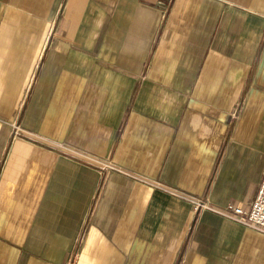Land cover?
Returning <instances> with one entry per match:
<instances>
[{
    "label": "crops",
    "instance_id": "crops-1",
    "mask_svg": "<svg viewBox=\"0 0 264 264\" xmlns=\"http://www.w3.org/2000/svg\"><path fill=\"white\" fill-rule=\"evenodd\" d=\"M263 172L264 0H0V264H264Z\"/></svg>",
    "mask_w": 264,
    "mask_h": 264
},
{
    "label": "built area",
    "instance_id": "built-area-1",
    "mask_svg": "<svg viewBox=\"0 0 264 264\" xmlns=\"http://www.w3.org/2000/svg\"><path fill=\"white\" fill-rule=\"evenodd\" d=\"M156 6L167 15L175 0H155ZM19 125H14L15 135L19 132ZM195 211H211L223 218L238 222L249 228L255 229L264 234V172L260 181L256 197L249 208H243L239 205L229 204L225 207L218 208L209 204L207 201L194 198L190 199Z\"/></svg>",
    "mask_w": 264,
    "mask_h": 264
},
{
    "label": "rangeland",
    "instance_id": "rangeland-1",
    "mask_svg": "<svg viewBox=\"0 0 264 264\" xmlns=\"http://www.w3.org/2000/svg\"><path fill=\"white\" fill-rule=\"evenodd\" d=\"M16 125V124H15ZM16 131V130H15ZM15 136H17V135H15ZM22 136H24V135H22ZM25 137H27V136H25Z\"/></svg>",
    "mask_w": 264,
    "mask_h": 264
}]
</instances>
